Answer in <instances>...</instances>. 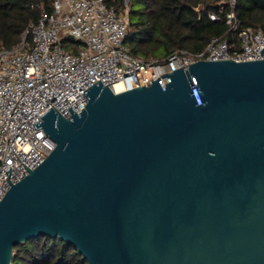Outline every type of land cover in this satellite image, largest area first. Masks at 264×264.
<instances>
[{
	"label": "water",
	"instance_id": "obj_1",
	"mask_svg": "<svg viewBox=\"0 0 264 264\" xmlns=\"http://www.w3.org/2000/svg\"><path fill=\"white\" fill-rule=\"evenodd\" d=\"M260 51L118 92L98 79L67 116L50 102L33 124L54 148L16 182L7 176L0 264L39 235L88 264H264Z\"/></svg>",
	"mask_w": 264,
	"mask_h": 264
},
{
	"label": "built area",
	"instance_id": "obj_2",
	"mask_svg": "<svg viewBox=\"0 0 264 264\" xmlns=\"http://www.w3.org/2000/svg\"><path fill=\"white\" fill-rule=\"evenodd\" d=\"M234 2L220 0L217 11L207 12L211 20H223L231 40L213 35L200 50L178 48L163 59L129 50L124 42L127 15L113 0H52L50 12L38 3L40 16L20 41L9 47L0 41V199L10 185L8 174L16 182L54 148L42 126L33 122L52 105L63 116L70 114L68 106L78 112L87 101L83 90L98 79L118 92L147 85L198 59L261 58L264 30L241 25Z\"/></svg>",
	"mask_w": 264,
	"mask_h": 264
},
{
	"label": "trees",
	"instance_id": "obj_3",
	"mask_svg": "<svg viewBox=\"0 0 264 264\" xmlns=\"http://www.w3.org/2000/svg\"><path fill=\"white\" fill-rule=\"evenodd\" d=\"M51 1L0 0V41L8 47L19 42L28 24L40 16L42 8L37 4L50 12ZM218 1L127 0L123 5V0H113L117 10L127 15L124 42L129 50L159 59L178 48L200 50L213 35L223 34L231 40L223 20H211L207 15L209 10L217 11ZM233 9L241 25L264 30V0H235ZM13 250L11 264H88L72 244L56 236L29 238L15 244Z\"/></svg>",
	"mask_w": 264,
	"mask_h": 264
},
{
	"label": "bare ground",
	"instance_id": "obj_4",
	"mask_svg": "<svg viewBox=\"0 0 264 264\" xmlns=\"http://www.w3.org/2000/svg\"><path fill=\"white\" fill-rule=\"evenodd\" d=\"M115 90H118V89H115Z\"/></svg>",
	"mask_w": 264,
	"mask_h": 264
},
{
	"label": "rangeland",
	"instance_id": "obj_5",
	"mask_svg": "<svg viewBox=\"0 0 264 264\" xmlns=\"http://www.w3.org/2000/svg\"><path fill=\"white\" fill-rule=\"evenodd\" d=\"M69 43H71V42H69Z\"/></svg>",
	"mask_w": 264,
	"mask_h": 264
}]
</instances>
